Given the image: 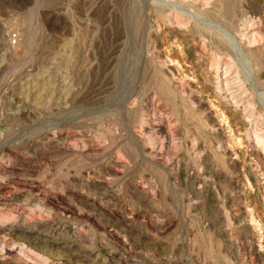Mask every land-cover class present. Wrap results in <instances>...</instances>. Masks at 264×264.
I'll return each instance as SVG.
<instances>
[{
	"label": "rangeland",
	"instance_id": "obj_1",
	"mask_svg": "<svg viewBox=\"0 0 264 264\" xmlns=\"http://www.w3.org/2000/svg\"><path fill=\"white\" fill-rule=\"evenodd\" d=\"M174 1L0 0V264H264V0Z\"/></svg>",
	"mask_w": 264,
	"mask_h": 264
},
{
	"label": "bare ground",
	"instance_id": "obj_2",
	"mask_svg": "<svg viewBox=\"0 0 264 264\" xmlns=\"http://www.w3.org/2000/svg\"><path fill=\"white\" fill-rule=\"evenodd\" d=\"M126 1V0H125ZM130 1V0H129ZM144 5L146 4H151V3H155V1H156V4L157 5H159V7L160 6H162L163 8H165V10H167L168 12H171V14H169V16H168V19H178V21L177 22H180L181 24H185V26H186V23H185V20L186 19H189V16H187V15H185V13L183 14L182 12H180V9H178V7H179V4L180 3H178V4H176L177 2H175L174 0H140ZM150 1H153V2H151L150 3ZM128 2V1H127ZM136 2V1H135ZM224 2V1H223ZM132 3V2H131ZM125 4V3H124ZM229 4V3H228ZM178 6V7H176V6ZM236 5H237V3H236ZM125 6V5H124ZM229 6V5H228ZM228 6H226V7H228ZM132 7V6H131ZM149 7V6H148ZM151 7V6H150ZM122 8V7H121ZM124 8V7H123ZM229 8V7H228ZM114 9V8H113ZM162 9V8H161ZM233 9V8H232ZM131 10V9H130ZM150 10V9H149ZM182 10V9H181ZM184 10V9H183ZM182 10V11H183ZM229 10H230V8H229ZM264 10V9H263ZM136 11V10H135ZM166 11V12H167ZM186 11V10H185ZM231 11V10H230ZM131 12V11H130ZM138 12V11H137ZM162 12V11H161ZM264 12V11H263ZM135 13V12H134ZM141 13V12H140ZM149 13V12H148ZM145 14V13H144ZM228 14V13H227ZM232 14V13H231ZM230 14V15H231ZM134 15V14H133ZM132 15V16H133ZM226 15V14H225ZM229 16V15H228ZM120 17V16H119ZM124 19V18H123ZM126 19V18H125ZM124 19V20H125ZM171 21H173V20H171ZM251 21V20H250ZM253 21V20H252ZM125 22V21H124ZM174 22V21H173ZM187 22V21H186ZM249 22V21H248ZM180 23H179V25H180ZM189 23V22H188ZM187 23V24H188ZM252 23V22H251ZM255 23V22H254ZM125 25V24H124ZM147 26H148V24H146ZM167 25V24H166ZM169 25V24H168ZM167 25V26H168ZM229 25V24H228ZM129 26V25H128ZM145 26V25H144ZM143 26V27H144ZM184 26V25H183ZM245 26V25H244ZM174 27V26H173ZM135 28V27H134ZM157 28V27H156ZM145 29V28H144ZM146 29H147V27H146ZM166 29H168L167 31L171 34L170 36H172L173 38L174 37H176L177 35L176 34H173L174 32V30L172 31V28H171V26H168V28H166ZM166 29H164V30H166ZM178 29H180V28H178ZM193 29V28H192ZM196 29V28H195ZM239 29V28H238ZM245 29H248V28H245ZM245 29H243V30H245ZM125 30H127V28L125 29ZM154 30V29H153ZM242 30V29H241ZM179 31V30H178ZM177 31V32H178ZM248 31V30H247ZM142 32V31H141ZM147 32V31H146ZM145 32V33H146ZM148 32L150 33V30H148ZM148 32H147V35H148ZM155 32H157V31H155ZM160 32V31H159ZM233 32V31H232ZM245 32V31H244ZM250 32V31H249ZM253 32V31H252ZM251 32V33H252ZM196 33V32H195ZM201 33V32H200ZM254 33V32H253ZM143 34V33H142ZM180 34V33H179ZM183 35H184V33H183ZM194 35V34H193ZM199 35V34H198ZM255 35H257V34H255ZM254 35V36H255ZM167 36H168V34H167ZM180 36V35H179ZM195 36V35H194ZM254 36H251L250 38H252L251 40L253 41L254 40ZM160 37V36H159ZM256 37H258V36H256ZM122 38V37H121ZM141 38V37H140ZM241 38V37H240ZM172 39V38H171ZM178 39V38H177ZM198 39V38H197ZM233 39H234V42H235V44H234V46L235 47H237V48H239L240 50H241V48L242 49H244L245 48V46H244V44L242 43L243 41H241L240 39H238V38H236V37H234V35H233ZM259 39V38H258ZM179 40V39H178ZM251 40H249L248 42H251ZM262 40V39H261ZM191 42V41H190ZM180 43V42H179ZM175 44V43H174ZM201 44H202V41H201ZM201 44H200V46H201ZM185 45V44H184ZM191 45V44H190ZM246 45V44H245ZM252 45H253V43H252ZM233 46V45H232ZM233 46V47H234ZM167 47V46H166ZM201 47H203V46H201ZM230 47V46H229ZM234 47V48H235ZM244 47V48H243ZM249 47V46H248ZM251 47V46H250ZM200 48V47H199ZM107 49V48H106ZM185 49V48H184ZM183 49V50H184ZM201 49V48H200ZM203 49V48H202ZM227 50H229L228 49V46H227ZM167 51V50H166ZM173 51V52H172ZM181 51V48H180V45L177 43L176 45H172L171 46V54H174L175 52H180ZM194 51V50H193ZM230 51V50H229ZM228 51V52H229ZM242 51V50H241ZM231 52V51H230ZM187 53V52H186ZM170 54V52H168V55H171ZM182 54V53H181ZM176 55V54H175ZM187 55V54H186ZM234 55V54H233ZM185 56V55H184ZM192 56V55H191ZM190 56V57H191ZM102 57V56H101ZM165 57H167L166 55H165ZM172 57V58H171ZM170 57V60H171V62H170V70L172 71V72H175L176 73V75L177 76H175V75H173V78H174V80L176 79V78H178L179 79V77H185L186 78V80H191V74L188 72L189 71V69H191V66H190V64L188 65L187 64V62H184V59H182V58H179L177 55L176 56H171ZM183 57V56H182ZM189 57V56H188ZM189 57V58H190ZM168 58V57H167ZM184 58V57H183ZM194 58V57H193ZM209 59V58H208ZM165 60V59H164ZM199 60V59H198ZM200 61V60H199ZM166 62V61H165ZM194 62V61H193ZM190 63V62H189ZM210 63V62H209ZM212 63V62H211ZM213 63H215V62H213ZM227 63V62H226ZM201 64V63H200ZM203 65V64H202ZM167 66V65H166ZM214 66V65H213ZM225 66V65H224ZM196 67V66H195ZM210 68H211V66H210ZM232 68V67H231ZM230 68V69H231ZM2 69V68H1ZM210 70V69H209ZM225 70V69H224ZM228 70H229V68H228ZM192 71V70H191ZM211 72V71H210ZM197 73V72H196ZM195 73V74H196ZM226 73H228L227 71H226ZM225 74V73H224ZM255 74V73H254ZM211 75V74H210ZM236 75V74H235ZM252 75V74H251ZM253 76V75H252ZM240 77V76H239ZM237 78V76H230V75H225V76H223V77H220V73H219V76H218V81H217V84H218V87L219 86H222L226 91H228V90H231V89H233L234 88V86H233V84L235 83V81H234V79H236ZM250 78V77H249ZM182 79V78H181ZM193 79V78H192ZM242 79V78H241ZM237 80V79H236ZM177 81H179V80H177ZM197 81V80H196ZM181 82V81H180ZM187 82V81H186ZM185 82V83H186ZM200 82V81H199ZM183 83H184V81H183ZM238 83V82H237ZM203 84V83H202ZM201 84V85H202ZM236 84V83H235ZM189 85V84H188ZM193 85V84H192ZM212 85V84H211ZM209 86V85H208ZM211 87V86H210ZM191 88V87H190ZM209 88V87H208ZM183 91V90H182ZM225 91V92H226ZM239 92V91H238ZM212 94V93H211ZM199 95V94H198ZM227 95V94H226ZM187 97V96H186ZM233 97H235V96H233ZM247 97V96H246ZM195 98V97H194ZM215 98V97H214ZM228 98H229V96H228ZM241 98V97H240ZM208 99V98H207ZM235 99V98H234ZM189 100V99H188ZM191 100V99H190ZM220 100V99H219ZM239 99H235V101L234 102H237ZM249 100V99H248ZM248 100H245V101H248ZM225 101V100H224ZM232 100H231V102H233ZM205 102V101H204ZM208 102H210V101H208ZM190 103V102H189ZM201 103H203V102H201ZM242 103V102H241ZM248 104H250V103H248ZM222 105H224V104H222ZM245 105V104H244ZM205 106V105H204ZM243 107V106H242ZM241 107V108H242ZM207 108V107H206ZM218 106L217 105H214V104H210L209 105V110H208V112H209V114H210V117L211 116H213L214 118H216L217 117V119H216V121H218V125H220V127H221V125H222V122L223 121H226V123H227V118L224 120V119H221V118H218V116H219V114H217L216 113V111L218 110ZM263 108V107H262ZM201 111V110H200ZM199 111V112H200ZM227 111V110H226ZM229 111V110H228ZM198 112V111H197ZM231 112V111H230ZM233 112V111H232ZM237 112V111H236ZM254 113V112H253ZM201 115H203V113L201 114ZM229 115V114H228ZM231 115V114H230ZM244 115V114H243ZM204 116V115H203ZM222 116V115H221ZM232 116V115H231ZM247 116V115H246ZM206 117V116H205ZM208 117V116H207ZM224 117V116H223ZM236 117V116H235ZM251 117V116H250ZM247 118V117H246ZM245 118V119H246ZM207 119V118H206ZM235 119V118H234ZM259 119V118H258ZM215 120V119H214ZM250 120V119H249ZM248 120V121H249ZM234 121V120H233ZM239 121V120H238ZM239 123V122H238ZM214 124V123H213ZM217 126V125H216ZM225 128H229L230 130V132H232L233 131V128H231L232 127V125L231 124H229V123H227V124H225ZM260 126V125H259ZM214 128V127H213ZM243 128V127H242ZM260 128V127H259ZM220 129V128H219ZM250 130V129H249ZM215 131V130H214ZM251 131V130H250ZM259 131V130H258ZM258 131H256V130H253V136L255 135V137H256V140H258V142H260L262 145H263V148H264V133H262V131L261 132H258ZM222 133V132H221ZM251 132H249V134H250ZM227 134H229V132L227 133ZM238 135H240V134H238ZM227 136V135H226ZM225 136V137H226ZM231 136H233L232 135V133H230L229 134V137H231ZM235 137V136H234ZM231 139H233V137H231ZM244 139V138H243ZM234 141V140H233ZM254 141V140H253ZM228 142V141H227ZM256 143V142H255ZM236 145V144H235ZM240 145H241V143H240ZM221 146V145H220ZM243 147V146H242ZM239 148V147H238ZM261 148V147H260ZM263 148H262V150H263ZM220 150H223V149H220ZM261 150V149H260ZM231 151V150H230ZM222 152V151H221ZM237 152V151H236ZM244 153V152H243ZM257 153V152H256ZM263 153V152H262ZM230 154V153H229ZM258 155H259V152H258ZM240 157V156H239ZM247 157V156H246ZM263 157V156H262ZM264 158V157H263ZM262 158V159H263ZM241 159V158H240ZM232 161V160H231ZM236 161H238V160H236ZM237 164V163H236ZM251 166V165H250ZM199 171V170H198ZM219 172V171H218ZM257 172V171H256ZM187 175V174H186ZM190 175V174H189ZM198 175V174H197ZM255 176V175H254ZM194 177V176H193ZM196 177V176H195ZM199 178H201V177H199ZM247 179V178H246ZM30 186V185H29ZM31 187V186H30ZM117 197V196H116ZM264 197V196H263ZM118 199V198H117ZM75 208V207H74ZM130 213V212H129ZM227 214V213H226ZM254 223V222H253ZM24 224V223H23ZM150 224V223H149ZM259 225V224H258ZM256 227V226H255ZM3 228H4V226H3ZM109 230V229H108ZM115 236V235H114ZM117 237H118V235H117ZM123 241H124V239H122ZM121 241V240H120ZM126 241V240H125ZM121 243V242H120ZM123 246H125L124 244H122ZM127 246V245H126ZM128 247V246H127ZM67 248V247H66ZM119 248V247H118ZM126 248V247H125ZM68 250V249H67ZM105 250V249H104ZM122 250V249H121ZM69 252V251H68ZM28 254V253H27ZM82 254V253H81ZM257 254V253H256ZM34 256V255H33ZM70 256H71V254H70ZM32 258V257H31ZM121 259V258H120ZM119 259V260H120ZM126 259V258H125ZM7 260V259H6ZM125 261V260H124Z\"/></svg>",
	"mask_w": 264,
	"mask_h": 264
}]
</instances>
